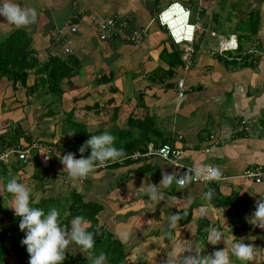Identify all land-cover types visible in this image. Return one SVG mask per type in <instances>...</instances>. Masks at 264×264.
I'll return each instance as SVG.
<instances>
[{
  "label": "crops",
  "instance_id": "0c3cea01",
  "mask_svg": "<svg viewBox=\"0 0 264 264\" xmlns=\"http://www.w3.org/2000/svg\"><path fill=\"white\" fill-rule=\"evenodd\" d=\"M161 1L167 0H14L21 7L36 9V23L16 29L0 17V41L15 30H22L31 38V50L40 65L46 64L50 57H58L67 62L68 71L73 74L63 85L66 95L62 96L61 104L57 97L46 95L31 97L29 105L24 97H19L18 102L12 97L11 83L6 79L0 81V149L6 146L3 142L11 137L14 132L11 127L16 123L25 135H34L33 131L38 129L46 139L40 143L41 148L29 150L26 167L20 171L11 167L17 159L0 162L4 167L0 171V204L3 210L11 211L7 207L11 195L3 191L8 182L3 175L6 170L8 177L30 189L32 204L46 199L50 208L58 209L66 219L63 227L70 228V221L77 215L85 217L89 228L93 225L84 211L77 209L70 213L69 207L74 205L76 210L79 198L82 204L98 206L95 223L123 250L121 264H163L173 246V240L164 235L168 230L167 218L194 204L189 223L183 226L178 223L173 230L177 242L188 241L202 249L201 255L230 247L232 243L253 244L258 255L250 264H264V229L253 227L247 220L255 210L256 200L264 197V180L257 184L240 178L247 168H264V0H238V12L234 10L230 17L222 16V4L228 5L229 9L224 10L229 11L236 0H184L186 8L190 10L196 5L204 14V21L199 24L201 31L208 33V40H214L219 30V40L228 35L237 38L249 35V29L244 33L235 31L236 23L247 21L249 12L258 11L259 21L249 39L245 35L238 38L243 49L241 55L247 58L244 62L241 55L231 61L235 52L227 53L226 59L217 56L212 41H204V45L194 41L190 46L191 67L184 69L182 62L172 76L167 73L168 66L161 54L163 50L171 52L172 46L182 54V48L173 45L166 32L153 22ZM113 16L129 17L130 30L146 28L143 41L133 44L115 38L100 40L99 18ZM71 27L76 28L74 33H70ZM227 28L234 32H227ZM59 29L68 35L66 41L51 37ZM210 32L216 36L211 38ZM65 48L71 49L72 54H65ZM178 79H183L185 90L180 99ZM51 100L56 101L52 104L53 115L45 116L44 104ZM30 117L35 120L34 129ZM45 123H52L51 127L45 129ZM79 130L85 131L87 139L109 132L116 137L117 148L137 142L141 145L147 137L150 138L147 149L169 142L183 150V164L217 166L225 179L191 183L185 189L173 183L161 189L166 197H177L170 206H166V201L152 202L140 188L142 181L159 185L163 172L182 174L187 170L158 158L136 163L109 161L87 179L71 180L57 158L58 153L64 155L68 151L57 148L64 142L56 139L59 133V137L67 135L69 139ZM36 142L39 140L32 144ZM17 145L31 146L23 138ZM138 151L140 148L135 152ZM90 152L87 149L84 157ZM75 156L80 158L79 150ZM37 169L39 176L34 175ZM209 189L215 191L210 202L202 200ZM233 197L237 203L232 206L222 201ZM201 209L206 212L203 218ZM242 222L245 228L237 231ZM207 227L220 229L223 241L215 246L208 244L204 231ZM124 231L131 233L127 242L120 235ZM68 254L75 260L87 257L75 244L70 245Z\"/></svg>",
  "mask_w": 264,
  "mask_h": 264
},
{
  "label": "clouds",
  "instance_id": "9594fccd",
  "mask_svg": "<svg viewBox=\"0 0 264 264\" xmlns=\"http://www.w3.org/2000/svg\"><path fill=\"white\" fill-rule=\"evenodd\" d=\"M37 16L35 8L21 7L14 0H0V17L16 29L36 23ZM115 141L114 135L103 132L99 135H91L84 142L79 149L80 158H76L72 152L64 155L58 153L57 158L63 165V172H66L71 180H84L93 174L97 167L106 165L109 161L117 163L127 158L124 149L115 146ZM89 148L90 155L85 158L83 154ZM221 179L222 171L219 167L210 164H193L182 174L176 171L163 172L159 185L142 181L140 188L152 202L157 204L166 201V206H170L177 197H166L161 189L169 188L173 183L179 189H185L193 182L211 183ZM3 191L11 195V202L7 207L20 218L19 229L25 233L21 244L26 246L29 255L28 264H63L72 244L86 254L91 264H107V254L103 251L97 254L95 251V238L99 232L88 230L89 222L84 216H75L70 221V228H66L61 226L60 212L55 207H51L46 213L44 209L32 206L30 189L16 178L8 180ZM214 196L215 191L209 189L203 193L202 200L210 202ZM254 208L255 210L247 217L248 223L253 227L264 229V197L256 200ZM200 216L201 218L206 216L204 209L200 210ZM180 218L179 214L167 218L168 230L164 235L173 240V246L167 252L163 264H234L235 261H239L240 264H250L256 260L258 255L256 247L249 243H232L230 247L201 255L202 249L191 246L188 241L177 242L173 237V230L177 229ZM204 231L207 233L208 244L215 246L224 239V233L216 227H207ZM120 235L124 242L131 237L129 231H124Z\"/></svg>",
  "mask_w": 264,
  "mask_h": 264
},
{
  "label": "trees",
  "instance_id": "16d2710c",
  "mask_svg": "<svg viewBox=\"0 0 264 264\" xmlns=\"http://www.w3.org/2000/svg\"><path fill=\"white\" fill-rule=\"evenodd\" d=\"M241 1V0H240ZM178 2V1H174ZM239 2L236 0L235 4L232 5V11L238 12ZM241 13V11H239ZM247 21H242L236 23V32H246V30H251L248 34H241L238 38H244L243 35L246 36L247 39L251 37V35L255 32L258 21H259V13L258 11L249 12L247 14ZM229 19V18H228ZM243 32V33H244ZM171 52L167 50H163L161 54L162 60L167 64L169 76L174 75L173 70L179 65L182 64L180 59L181 52L177 47H171ZM243 49L238 45L237 50L235 51V55L232 56L231 61L237 60L240 58ZM242 56V55H241ZM244 56H242L243 58ZM247 58H243V62ZM70 67L67 66V62H64L61 58L58 57H50L46 64L40 65L37 58L34 57L33 51L31 50V38L29 35L22 30H15L9 36H7L4 40L0 41V81L3 79L8 80L11 83L13 96L15 100L19 102V97L26 98V104L29 105L30 98L39 95L46 96H54L57 97L59 103L61 104L62 96L65 94V89L63 85L68 83V79L73 75L72 72L68 71ZM65 81V82H64ZM56 101L51 100L49 102L50 105L54 104ZM52 111V110H51ZM50 111V112H51ZM52 113V112H51ZM53 115V114H52ZM65 120L63 123H66ZM11 128H14V132L11 137H6L5 143L6 146L0 149V153L5 152L8 148H11L14 145L19 143L21 138L24 139L26 145H31L34 142L33 135H25L20 127L19 123L12 125ZM158 134V133H156ZM87 136L85 131L79 130L77 133H74L67 141H65L61 147L64 148L68 152H72L75 154L80 147L87 140ZM157 138V137H156ZM2 139V138H1ZM4 140V138H3ZM150 138L147 137L144 141H141V145L138 143L127 144L121 146L127 154V157L133 154L138 148H140V153H146L147 151V143ZM163 144H170L169 142H163L159 146ZM172 145V144H170ZM158 146V147H159ZM173 146V145H172ZM45 155L42 154V157ZM146 159V158H145ZM144 159H139L137 161L132 160H124L126 163H136L140 162ZM20 161V160H19ZM22 162V161H21ZM15 162L12 163V169L15 171H20L22 168L26 167V164L23 162ZM20 163V164H19ZM33 167H36V164H33ZM4 167L0 165V171H3ZM140 168H138L139 170ZM36 170V169H35ZM44 170H48L45 168ZM5 173L3 174L6 179H12V176L8 178ZM34 174V173H33ZM19 175V174H18ZM38 175V169L34 174ZM235 197L224 199V204L228 202L227 205L236 204ZM81 199L76 200V210L73 209V206L69 207L70 213L73 211H78L77 209L84 211L86 216L90 221L93 222L91 228H88L91 232H99V235L96 236V245L95 251L98 254L103 251L108 256L107 264H121L124 259L123 250L120 249L117 241L112 240V236L102 228L97 227V222L95 223V217L99 210L98 206H93L91 204L81 203ZM238 203L240 204L239 200ZM32 206L42 208L47 211L50 209L49 202L46 199H43L37 203H33ZM194 208V204H190L185 206L177 211V214L180 215V219L178 221L179 225H185L189 223L192 218V211ZM0 264H7V258H14L17 264H28L29 255L26 251V246L21 244V240L24 238L25 233L21 232L19 229L20 218L14 215V211L11 209L10 212L3 210L0 204ZM8 220L6 221L4 218ZM60 223L61 226L65 225V220L60 215ZM12 223V224H11ZM95 223V224H94ZM245 228V223L242 222V225L237 228V231H241ZM78 247V246H77ZM79 248V247H78ZM120 261V263H117ZM63 264H91V262L87 259V257H79L78 259H74L71 255L66 253V259L63 261Z\"/></svg>",
  "mask_w": 264,
  "mask_h": 264
},
{
  "label": "built area",
  "instance_id": "2783aa9c",
  "mask_svg": "<svg viewBox=\"0 0 264 264\" xmlns=\"http://www.w3.org/2000/svg\"><path fill=\"white\" fill-rule=\"evenodd\" d=\"M160 28H162L172 44L182 48L181 60L184 63V69L191 67L193 63L192 50L190 46L195 41L196 34L201 31L202 27L198 22H191V11L179 2H171L166 7L162 8L153 19ZM131 20L129 17H105L99 18L97 22V30L100 40H107L109 38H115L122 42H129L133 44H140L143 41L146 33V28L143 29H129ZM76 31L75 27H71L70 33ZM211 38L216 35L214 32L209 33ZM51 37L55 40L63 39L66 41L68 35L63 30H55L51 33ZM238 48V38L234 35H228L222 37L217 42V49L215 54L222 59H226V54L229 52H235ZM65 54L71 55L72 50L65 48ZM178 98H182L185 94L183 79L177 80ZM40 147V145L34 143L28 148H22L19 145H14L8 148L5 152L0 154V162H6L8 159H17L26 163L28 160V153L30 149ZM183 150L174 147L170 144H163L159 147H149L146 153L134 152L124 160L137 161L145 158H158L164 162H167L173 166L177 165L185 166L183 169L187 170L189 166L182 163ZM240 178L248 180L254 183H261L264 180V168L260 166H254L245 169ZM225 177L222 176L221 180ZM220 180V181H221ZM204 183L205 182H193Z\"/></svg>",
  "mask_w": 264,
  "mask_h": 264
},
{
  "label": "rangeland",
  "instance_id": "374dc122",
  "mask_svg": "<svg viewBox=\"0 0 264 264\" xmlns=\"http://www.w3.org/2000/svg\"><path fill=\"white\" fill-rule=\"evenodd\" d=\"M173 1H178L179 3H182L184 5V3H183L184 0H167L166 2L161 1L160 3L157 4V6L159 5L158 6V9H159L158 12L162 8L166 7V5H168L169 3L173 2ZM221 8H222V10H221L222 13L221 14H222L223 17L224 16L230 17L231 16V13H233L232 9H230L229 11H227L229 9L228 5L227 6L226 5L224 6V4H222V7ZM224 8H226L227 10H224ZM190 11H191V22H198V23L202 24L203 21H204V14L201 12V10L195 5V6H193L190 9ZM226 26L228 27V24ZM229 28H232V27H229ZM229 28H227V30H226L227 32L228 31H233L234 32V30H230ZM215 29H217V30L220 29V26L218 25L217 28H215ZM220 32H221V30H219V32H216L217 36H216V38L214 40H211V39L208 40V33L206 31H201L200 33H197L196 34V36H195V42H199L201 45H204V41H210V42L212 41L211 42V47L216 50L217 49V42L219 40V37L221 36ZM198 35H199V37L197 39V36ZM44 106L46 107V112L44 113L45 116H52V113L50 114L49 112L54 109L53 108V105L44 104ZM41 107L42 106H40V108ZM35 108H36V106H35ZM35 108H33V109H35ZM34 121L35 120L32 117H30L29 122L32 125L33 129L36 128V127H34L35 126V122ZM56 121H57V119H56ZM51 124L52 123H45L43 127L45 129L50 128L51 127ZM29 130H30V128H29ZM33 132H34V135H33L34 139L33 140H39V142H36V144L40 145L41 142L44 143L43 141H45L46 139L45 140L43 139L45 137L40 135V133L38 132V129L35 130V131H33ZM41 132H43V131H41ZM59 135H61V134L60 133L58 134V138L56 140H62L63 142H65L68 139L67 135L60 136V137H59ZM48 139H51V138L48 137ZM8 178H10V177H8ZM6 180L8 181V179H6ZM8 212H10V211H8ZM8 221L13 222L14 220H8ZM7 264H17V262L15 261L14 258L8 257L7 258Z\"/></svg>",
  "mask_w": 264,
  "mask_h": 264
}]
</instances>
